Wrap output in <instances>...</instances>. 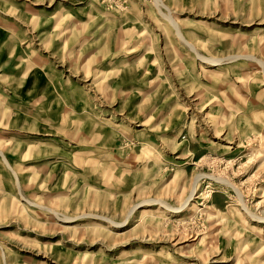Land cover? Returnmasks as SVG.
I'll use <instances>...</instances> for the list:
<instances>
[{"label":"rangeland","instance_id":"rangeland-1","mask_svg":"<svg viewBox=\"0 0 264 264\" xmlns=\"http://www.w3.org/2000/svg\"><path fill=\"white\" fill-rule=\"evenodd\" d=\"M161 1L220 62L153 0H0V264H264V0Z\"/></svg>","mask_w":264,"mask_h":264},{"label":"bare ground","instance_id":"bare-ground-1","mask_svg":"<svg viewBox=\"0 0 264 264\" xmlns=\"http://www.w3.org/2000/svg\"><path fill=\"white\" fill-rule=\"evenodd\" d=\"M154 1V4H155V6L159 9V10H165V12H167V13H162V12H160L161 13V15L160 16H162V18L164 19V20H166L167 21V23H168V25L174 30V35L176 36V38L181 42V43H183L190 51H192L193 53H195V55L199 58V59H201L202 60V62L204 61V62H206V63H209V64H212V63H218V62H220L221 60H214V59H207V58H204L203 56H201V55H199L198 53H197V50H196V48H195V46L192 44V43H190L188 40H186V38L182 35V33H181V31H180V29H179V27H178V24H177V22H176V20L174 19V18H172V16H171V14L169 13V9L162 3V1L161 0H153ZM241 57V56H240ZM237 58H239V57H237ZM241 58H248V59H253L252 57H248V56H244V57H241ZM254 60H256V59H254ZM259 63H260V61H259ZM216 65V64H215ZM263 68V67H262ZM0 157L3 159V161H4V164H5V166H6V168L7 169H9L13 174H14V177H15V181L17 182V176H16V174L11 170V168H10V165L8 164V162H7V160L4 158V156H3V154H2V152L0 151ZM18 183V182H17ZM232 188H233V186H232ZM234 190L235 191H237V188H235L234 187ZM195 193H196V190L195 189H192L191 190V192H190V198H192V196L193 195H195ZM241 197V196H240ZM189 198V199H190ZM153 202H155V203H158L159 205H161V206H163L164 207V209H166L167 211H172V210H174V209H172V208H169V206H166L164 203H162V201H160V200H154ZM187 204V203H186ZM36 206V205H35ZM37 207H39L40 208V206H37ZM242 208H243V206H242ZM245 209H247V208H245ZM132 210L133 209H131V211H130V213L132 212ZM46 211H48L49 213H51L52 215H57L56 214V212L54 211V210H51V209H47L46 208ZM246 213L250 216V218H253V219H258V218H256V217H254L252 214H250L247 210H246ZM68 219V218H67ZM63 220H65V219H63ZM263 220V219H262Z\"/></svg>","mask_w":264,"mask_h":264}]
</instances>
